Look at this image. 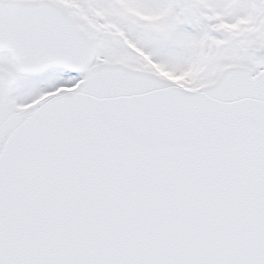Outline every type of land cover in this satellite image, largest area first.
I'll list each match as a JSON object with an SVG mask.
<instances>
[{
    "label": "snow or ice",
    "instance_id": "1",
    "mask_svg": "<svg viewBox=\"0 0 264 264\" xmlns=\"http://www.w3.org/2000/svg\"><path fill=\"white\" fill-rule=\"evenodd\" d=\"M0 264H264V0H0Z\"/></svg>",
    "mask_w": 264,
    "mask_h": 264
}]
</instances>
